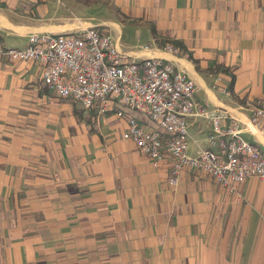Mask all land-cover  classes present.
Masks as SVG:
<instances>
[{
	"label": "crops",
	"instance_id": "crops-1",
	"mask_svg": "<svg viewBox=\"0 0 264 264\" xmlns=\"http://www.w3.org/2000/svg\"><path fill=\"white\" fill-rule=\"evenodd\" d=\"M91 26L127 59L184 72L222 127H243L264 102V0H0L7 47ZM73 103L44 85L39 63L0 61V264H264V178L229 193L185 168L170 185L167 161L122 138L126 117ZM211 132L192 113L187 154ZM241 133L264 151L263 132Z\"/></svg>",
	"mask_w": 264,
	"mask_h": 264
},
{
	"label": "built area",
	"instance_id": "built-area-1",
	"mask_svg": "<svg viewBox=\"0 0 264 264\" xmlns=\"http://www.w3.org/2000/svg\"><path fill=\"white\" fill-rule=\"evenodd\" d=\"M164 48L178 51L170 45ZM25 60L41 65L44 85L58 98L85 110L115 111L126 117L122 138L133 141L155 166L167 161L170 185L185 168L207 174L229 193H236L249 178H264V151L241 133H264V102L243 127L234 121L222 127L225 116L200 105L196 85L184 72L157 57H123L110 35L96 26L75 33L32 34L23 47L0 42V61ZM117 104L145 115L156 128L115 110ZM194 112L210 119L212 132L208 146L189 156L188 117Z\"/></svg>",
	"mask_w": 264,
	"mask_h": 264
},
{
	"label": "rangeland",
	"instance_id": "rangeland-1",
	"mask_svg": "<svg viewBox=\"0 0 264 264\" xmlns=\"http://www.w3.org/2000/svg\"><path fill=\"white\" fill-rule=\"evenodd\" d=\"M168 45H170V46H173V47H177V46H175V45H173V44H165L164 46H168ZM178 48V47H177ZM179 52V49H178V51H177V53ZM74 104V106L76 105L77 107H79L76 103H73ZM80 108V107H79ZM81 110H85V109H83V108H80ZM85 111H90V110H85ZM262 179V178H261Z\"/></svg>",
	"mask_w": 264,
	"mask_h": 264
},
{
	"label": "trees",
	"instance_id": "trees-1",
	"mask_svg": "<svg viewBox=\"0 0 264 264\" xmlns=\"http://www.w3.org/2000/svg\"><path fill=\"white\" fill-rule=\"evenodd\" d=\"M179 45V44H178ZM190 56V55H189ZM230 88H231V86H230Z\"/></svg>",
	"mask_w": 264,
	"mask_h": 264
}]
</instances>
